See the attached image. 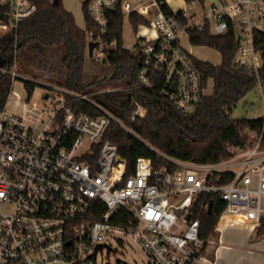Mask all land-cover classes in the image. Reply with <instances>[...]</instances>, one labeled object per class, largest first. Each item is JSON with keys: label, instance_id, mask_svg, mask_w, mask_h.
<instances>
[{"label": "built area", "instance_id": "obj_1", "mask_svg": "<svg viewBox=\"0 0 264 264\" xmlns=\"http://www.w3.org/2000/svg\"><path fill=\"white\" fill-rule=\"evenodd\" d=\"M165 2L83 0L98 27L84 29L89 42H98L93 56L98 50L105 57L107 13L120 9L124 18L132 13L146 18L135 30L136 46L129 48L141 58L140 81L131 88L150 86L152 76L163 73V93L172 104L184 112L197 108L206 86L194 54L181 43L189 28L234 33V65L254 71L260 81L263 54L257 39L264 34V0L193 1L190 11L181 10L185 21L173 8L175 15L166 13ZM0 5L8 17L0 16L4 30L36 11L32 0H0ZM4 71L21 76L14 68ZM60 89L59 105L46 98L50 110L36 102L32 108L24 102L23 114L6 106L0 110V264H97L100 253L115 250L114 243L135 245L145 264H215L206 252L214 241L201 236L200 218L193 216L199 200L200 209H209L211 196L226 203L218 230L226 216L253 230L264 222L261 136L222 161L173 160L177 167L168 170L154 169L151 158L140 156L129 173L128 159L104 137L117 117L88 92ZM73 99L92 103L100 113L76 111ZM145 112L136 103L131 118Z\"/></svg>", "mask_w": 264, "mask_h": 264}, {"label": "trees", "instance_id": "obj_2", "mask_svg": "<svg viewBox=\"0 0 264 264\" xmlns=\"http://www.w3.org/2000/svg\"><path fill=\"white\" fill-rule=\"evenodd\" d=\"M32 1L36 4V11L0 34V110L5 108L17 79L4 70L15 67L19 52L31 47L43 54L48 48L63 44L66 77L61 86L88 92L94 101L117 117L118 120L110 122L104 137L117 144L121 154L128 159L129 173L134 170L140 156L151 158L154 169L174 170L177 164L173 160L198 163L222 161L238 151L250 148L260 136L264 147V117L230 116L239 100L249 91L257 85L264 90V34L257 39L263 54L259 81L254 71L234 65L233 57L238 46L234 33L230 31L224 35H215L209 28H189L188 36L192 44L211 46L221 53L222 58L220 63H213L193 55L202 72L205 86L210 78L214 85L213 91L203 96L194 111L184 112L177 109L163 93V73L154 74L150 86L131 88L140 81L141 58L139 51L125 47L124 15L120 9L108 11V27L102 34L105 59L110 63L109 71L101 78L88 82L85 61L89 38L86 31L77 25L73 13L63 5V0L57 4L54 0ZM162 9L168 14L174 13L167 2L162 5ZM4 11L5 7L0 5L1 18L8 20L2 14ZM83 11L87 28L97 31L98 27L85 4ZM175 16L185 21L181 10ZM129 20L134 30L146 22V18L137 13H132ZM113 40H116L115 45H111ZM23 82L31 95L37 82L31 79H23ZM100 82L104 84L98 86L99 89H106L107 83L124 84L103 91L90 88L91 84ZM136 103L142 104L146 112L133 120L131 116ZM70 105L78 112L100 113L96 106L82 99H73ZM210 199L213 201L211 211L200 209L199 200L193 215L200 218L201 236L206 239L217 235V225L226 208L225 201L219 197L211 196ZM254 233L255 237L264 236V222Z\"/></svg>", "mask_w": 264, "mask_h": 264}, {"label": "rangeland", "instance_id": "obj_3", "mask_svg": "<svg viewBox=\"0 0 264 264\" xmlns=\"http://www.w3.org/2000/svg\"><path fill=\"white\" fill-rule=\"evenodd\" d=\"M171 7L177 11L189 10L191 5L185 0H167ZM209 2L211 0H204ZM63 5L69 10H74V17L77 25L85 29L86 22L83 11V0H63ZM193 10V9H192ZM200 11V10H199ZM6 30L0 26V34ZM123 39L125 46L132 48L136 46L137 37L135 30L127 16L124 18L123 24ZM181 43L185 49L192 52L196 57L208 60L213 63L221 62V53L207 45H195L190 42L189 36L184 32L181 36ZM65 48L63 44L50 47L43 54H39L34 48L28 47L19 52L17 63L14 69L21 75L23 79H31L37 82L32 94L29 95L28 91L24 87L23 79H16L13 83L14 91L18 92V97L10 93L6 109L10 113L23 114V103L27 102L30 108L33 107L34 102L37 103L40 109L44 105H47L50 110L53 105H50V101L44 98L45 93H49L52 101L59 105V101L63 100L64 93L60 89L61 85L65 81L66 70L63 65V56ZM98 56V59L96 57ZM104 56L98 55V50L94 51V56H90L89 50L87 51L85 61V72L87 74V81L92 82L96 78L104 76L110 68V63L104 60ZM43 83L51 85L53 87H46ZM103 82L93 83L90 88L96 89L98 86H103ZM119 85L114 83H107L106 88L120 87L123 82H118ZM213 79L208 80L205 93L210 94L213 91ZM53 103V104H54ZM52 106V107H51ZM232 118H258L264 117V90L260 85H257L254 89L249 91L243 96L237 105L234 107L231 115ZM241 152V151H238ZM230 216H226L222 219L220 227H225L231 221ZM240 230L226 231V236L233 238V234L237 237ZM211 237L214 243L208 245L206 252L210 253L214 247L217 238ZM115 250L100 253L97 257V264H120L118 259L125 261L127 264H145V260L142 252L135 245L122 246L118 243H114Z\"/></svg>", "mask_w": 264, "mask_h": 264}, {"label": "crops", "instance_id": "obj_4", "mask_svg": "<svg viewBox=\"0 0 264 264\" xmlns=\"http://www.w3.org/2000/svg\"><path fill=\"white\" fill-rule=\"evenodd\" d=\"M67 10L74 15V10ZM227 230L240 232L237 237L234 233L233 238H229L226 236ZM254 232L248 225L230 221L225 227L219 228L215 237L217 241L207 256L215 264H264V236L255 237Z\"/></svg>", "mask_w": 264, "mask_h": 264}, {"label": "water", "instance_id": "obj_5", "mask_svg": "<svg viewBox=\"0 0 264 264\" xmlns=\"http://www.w3.org/2000/svg\"><path fill=\"white\" fill-rule=\"evenodd\" d=\"M59 1L60 0H54V3H59ZM97 44H98V42H96V41H90L89 43H88V50H89V54H90V56H93V50H94V48H95V46H97ZM20 79H23L21 76L19 77ZM18 78V79H19ZM176 85H174V89L176 88L175 87ZM49 96V93H45V95H44V98H47ZM212 205H213V201L212 200H210V202H209V211H211V208H212ZM100 247V246H99ZM118 261L120 262L121 260L120 259H118Z\"/></svg>", "mask_w": 264, "mask_h": 264}, {"label": "bare ground", "instance_id": "obj_6", "mask_svg": "<svg viewBox=\"0 0 264 264\" xmlns=\"http://www.w3.org/2000/svg\"><path fill=\"white\" fill-rule=\"evenodd\" d=\"M13 95L16 96V97H18L19 94H18L17 91H14V92H13Z\"/></svg>", "mask_w": 264, "mask_h": 264}]
</instances>
